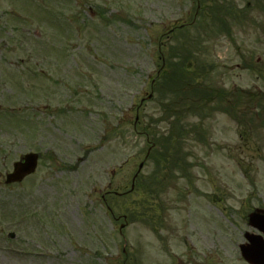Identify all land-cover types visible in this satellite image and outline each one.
I'll return each mask as SVG.
<instances>
[{
  "label": "rangeland",
  "instance_id": "1",
  "mask_svg": "<svg viewBox=\"0 0 264 264\" xmlns=\"http://www.w3.org/2000/svg\"><path fill=\"white\" fill-rule=\"evenodd\" d=\"M194 1L0 0V264H244L264 209V0H199L213 32H172ZM186 55L227 113L160 82L146 99L161 57L170 75ZM28 152L36 172L6 186Z\"/></svg>",
  "mask_w": 264,
  "mask_h": 264
},
{
  "label": "water",
  "instance_id": "2",
  "mask_svg": "<svg viewBox=\"0 0 264 264\" xmlns=\"http://www.w3.org/2000/svg\"><path fill=\"white\" fill-rule=\"evenodd\" d=\"M37 159L38 156L33 153H29L24 155L20 161L15 162L12 166V172L7 174L5 176V184H11V183H19L21 182L25 177L31 175L34 173L36 166H37ZM142 165L139 166V169ZM249 220L251 224H254V221L257 220L256 216L250 215ZM254 249V245L250 248H248L247 251H243V257L245 260H247L249 263L255 262V258L253 254H251V251ZM260 263L264 264V254L258 256ZM255 264V263H254Z\"/></svg>",
  "mask_w": 264,
  "mask_h": 264
},
{
  "label": "trees",
  "instance_id": "3",
  "mask_svg": "<svg viewBox=\"0 0 264 264\" xmlns=\"http://www.w3.org/2000/svg\"><path fill=\"white\" fill-rule=\"evenodd\" d=\"M189 59V56L186 55L183 57V61L182 62V67L179 70H177V72L174 70L173 68V72L172 74L168 75L167 72L163 73L161 77L158 78V82H160V84L163 85L164 88H167L168 91L173 90L174 92L176 90H178L177 93L182 92L183 90H185V92H187L188 90V94L185 93V97L186 99L188 97H200V93L202 91L196 89L195 87L194 90L192 88L189 89V85L191 84L190 81V72H191V65L192 63H185V60H187V58ZM182 60V59H181ZM203 94H205L203 97L207 98L209 96V94H207L206 92H203ZM211 96V94H210ZM196 97V98H197ZM201 98V97H200ZM185 99V100H186ZM201 101V99H198V102Z\"/></svg>",
  "mask_w": 264,
  "mask_h": 264
},
{
  "label": "flooded vegetation",
  "instance_id": "4",
  "mask_svg": "<svg viewBox=\"0 0 264 264\" xmlns=\"http://www.w3.org/2000/svg\"><path fill=\"white\" fill-rule=\"evenodd\" d=\"M251 233L253 232V231H250ZM256 234H258L257 232H256ZM241 236H242V238L243 239H245V236H248V234L246 233V232H244V233H241ZM245 242V241H244ZM239 246V245H238ZM238 254H240V252H239V249L236 251ZM243 263H245V261L244 260H241Z\"/></svg>",
  "mask_w": 264,
  "mask_h": 264
}]
</instances>
